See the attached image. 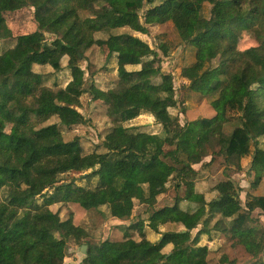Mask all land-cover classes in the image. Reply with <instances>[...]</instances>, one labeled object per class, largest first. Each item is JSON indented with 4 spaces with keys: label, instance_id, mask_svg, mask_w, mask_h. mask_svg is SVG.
Returning <instances> with one entry per match:
<instances>
[{
    "label": "trees",
    "instance_id": "trees-1",
    "mask_svg": "<svg viewBox=\"0 0 264 264\" xmlns=\"http://www.w3.org/2000/svg\"><path fill=\"white\" fill-rule=\"evenodd\" d=\"M23 11L35 29L15 34L10 18ZM166 22L192 49L193 61L180 76L188 90L209 98L214 111L209 118L180 123L170 112L176 106L173 76L162 72L156 50L130 33H113L126 26L145 33L147 26ZM98 32L107 37L95 38ZM241 32L250 33L254 44L241 49ZM4 38L15 42L0 53V264H64L70 241L85 246L80 264H211L208 246L199 244V235L210 229L241 246L252 259L249 264H264V224L252 215L257 209L264 218V194L242 203L237 187L227 181L232 192L216 184L217 197L206 201L195 188L192 167L208 149L210 162L219 155L237 169L249 155L253 185L264 174V149L257 144L264 135V0H0ZM92 45L106 50L107 60L116 59L117 80L106 90L89 86L91 99L106 104L112 127L98 149L82 153L75 140L63 139L55 123L40 126V114L47 111L67 127L78 123L85 91L79 61ZM157 49L168 54L163 43ZM55 54L67 56L71 77L64 87L51 89L33 65H44ZM52 65L59 68V60ZM128 65L140 67L128 70ZM141 111L154 118L161 133L124 125ZM233 120L226 133L224 125ZM205 133L215 137L207 140ZM70 173L84 185L60 179ZM154 178L164 185H155ZM172 178L186 188L183 199L193 206L183 208L176 198L153 208L150 224L185 225L184 231H165L154 242L141 232L138 239L124 235L90 243L71 215L61 219L49 208L59 201L85 210L106 206L112 218L124 220L131 217L134 200L153 206ZM207 211L211 219L219 217L211 227ZM167 246L169 251H163ZM220 264L237 263L223 255Z\"/></svg>",
    "mask_w": 264,
    "mask_h": 264
},
{
    "label": "rangeland",
    "instance_id": "rangeland-1",
    "mask_svg": "<svg viewBox=\"0 0 264 264\" xmlns=\"http://www.w3.org/2000/svg\"><path fill=\"white\" fill-rule=\"evenodd\" d=\"M106 8L93 7L92 11H101ZM205 8V13L208 12ZM90 12H85L88 15ZM15 16V15H14ZM16 19L10 18V25L15 34L30 33L35 29V24L31 15L26 12L16 14ZM113 33H130L135 35L148 43V45L156 50L160 56L159 65L162 72L170 73L173 76L174 95L176 99V106L170 109L171 114L179 118L180 123L187 120L197 118H209L214 115L212 107L209 105V98L202 97L198 93L191 92L186 88L187 80L180 76L181 68L193 61L192 49L190 46L182 44L177 37V34L170 22L163 24H154L147 26L145 33L133 31L130 27H121L113 30ZM240 48L243 49L254 44L253 37L248 32H241ZM48 40L52 39L51 34H46ZM95 38H106L107 34L98 32L94 34ZM15 40L12 38L0 39V53L14 44ZM163 43L168 47V54L162 55L157 49L159 44ZM58 54L53 55L49 61L44 65H33V70L43 76L44 84L51 89L62 88L70 80L71 74L67 67V56L62 55L58 58ZM58 58V59H57ZM59 60V68H55L52 62ZM80 67L84 70V87L85 91L80 97V104L77 108L79 116L78 123L72 126L61 125L56 116H50L47 111L40 114L42 123L40 126L55 123L62 133L65 141L75 140L82 153H88L92 150L98 149L104 139L105 134L112 127V122L106 114V104L99 100H92L89 91L90 84L94 87L106 90L115 85L117 80L116 59H106V50L100 48L98 45H92L84 52V59L79 61ZM139 65H128V70H137ZM236 122V121H235ZM234 120L232 123L224 125V131L229 133L235 126ZM132 131H145L151 133H161V126L154 120V118L147 112L141 111L136 118L124 123ZM204 137L209 140L215 137V134L205 133ZM258 146L264 149V135L258 138ZM253 147H251L252 149ZM217 150V149H216ZM208 149L204 152V156L199 163L193 164L192 167L197 171L194 176L195 188L197 191L203 193L205 200L210 201L217 197L218 192L213 187L217 184L219 190L222 192H232L233 188L227 181H232L237 187V192L242 203H245L247 197L251 195L264 194V174L257 185H253V177L247 173L250 165V156H245L241 160V169H237L234 165H229L224 162L222 156L214 155L213 160ZM61 180L72 181L75 185H84L83 180L78 179L77 174H63L60 176ZM155 185H164L163 179L154 178ZM176 180L170 179L166 183V190L159 194L154 205L147 207L145 204H140L136 200L133 201V212L130 218L118 220L112 218L106 206H101L98 209L85 210L78 204L56 202L49 206L52 211H57L61 219H65L68 215L72 216V221L86 230V240L90 243H96L105 238L121 239L124 235H131L134 239L139 238V234L144 232V235L150 241H157L161 233L165 231H184L185 225L181 223H166L159 224L149 223L148 217L153 208L171 205L176 198L181 199L179 206L183 208H190L193 205L183 199L186 194L184 186L177 187ZM41 199L39 198V202ZM259 210H254L252 215L258 218L264 224V218L258 215ZM20 212L16 217L20 216ZM207 211L205 217L209 218L208 227H211L215 220L219 217ZM15 217V218H16ZM14 218V219H15ZM13 219V220H14ZM12 220V221H13ZM186 220V218H184ZM139 224L137 227L126 229L125 226ZM191 225V222H185ZM155 226V227H154ZM200 224L191 229L189 235L194 236L200 228ZM199 244L208 246L207 259L211 264H220V258L226 255L229 259L234 260L237 264L251 263L250 256L245 250L239 246L232 244L230 238L224 233L210 229L207 234L199 235ZM167 246L163 251H169ZM83 258L81 246L75 244L73 241L67 243L66 255L63 259L64 264H80ZM264 259V254H263Z\"/></svg>",
    "mask_w": 264,
    "mask_h": 264
},
{
    "label": "water",
    "instance_id": "water-1",
    "mask_svg": "<svg viewBox=\"0 0 264 264\" xmlns=\"http://www.w3.org/2000/svg\"><path fill=\"white\" fill-rule=\"evenodd\" d=\"M81 251H82L83 253L85 252V246H84V245L81 246Z\"/></svg>",
    "mask_w": 264,
    "mask_h": 264
}]
</instances>
